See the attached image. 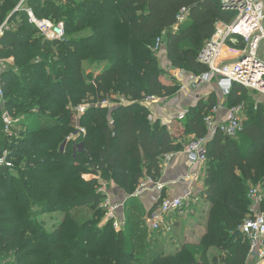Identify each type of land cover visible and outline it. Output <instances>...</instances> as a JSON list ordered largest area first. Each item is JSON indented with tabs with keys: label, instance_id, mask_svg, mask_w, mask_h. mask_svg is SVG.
<instances>
[{
	"label": "trees",
	"instance_id": "obj_1",
	"mask_svg": "<svg viewBox=\"0 0 264 264\" xmlns=\"http://www.w3.org/2000/svg\"><path fill=\"white\" fill-rule=\"evenodd\" d=\"M18 2L0 0V24L6 19L12 24L0 37V58L13 57L1 75L0 154L7 151L18 172L0 166V260L197 264L195 256L204 259L215 248L224 254L213 255L208 264H248L249 242L239 225L250 214V185L264 190V103H254L248 88L233 83L224 98L225 107L248 108L242 131L234 137L218 132L207 144L200 197L209 207L199 242L166 251L149 236L145 211L134 195L143 178H159L162 157L185 144L182 135L149 121L142 104L146 96L168 97L179 87L174 78L162 79L164 69L152 49L156 38L162 37L171 68L205 73L208 66L198 55L216 22H230L233 13L223 10L219 0H29L37 18L64 24L65 38L48 41L24 10L13 12ZM184 7L188 17L174 30ZM117 96L126 103L90 107L81 115L78 124L85 133L75 152V140H66L75 131L69 103ZM216 103L210 93L188 108L180 120L184 140L206 135L204 117ZM3 110L23 118L26 129L17 138L3 132ZM95 172L126 194L125 224L119 231L111 222L97 226L104 216L103 196L95 177L85 176ZM80 207L87 211L80 215ZM46 212L60 213L52 231L38 217Z\"/></svg>",
	"mask_w": 264,
	"mask_h": 264
},
{
	"label": "built area",
	"instance_id": "obj_2",
	"mask_svg": "<svg viewBox=\"0 0 264 264\" xmlns=\"http://www.w3.org/2000/svg\"><path fill=\"white\" fill-rule=\"evenodd\" d=\"M29 0H19L13 12L24 10L28 15V21L35 25L38 34L48 41H62L65 38V28L63 22H54L49 18H37L31 8L27 6ZM42 1H64V0H42ZM221 8L233 13L230 22L217 21L215 31L212 37L206 41L204 47L198 55V60L208 66V71L198 75L191 74L188 78V84L192 85L199 82H211L217 80L221 95L225 98L231 90L233 83L243 85L248 89L255 90L264 94V58L258 55V48L264 41V0H219ZM188 9L181 8L175 18L172 26L177 30L179 26L187 19ZM12 28V24L6 19L0 24V37ZM243 43L242 49H231L228 44L237 47ZM164 47L162 37H158L152 47L153 51L158 54ZM227 49L234 55V59L226 56ZM13 59L0 58V105L4 104V89L1 75L8 67V62ZM182 70V69H179ZM181 72V71H180ZM182 75L181 73H179ZM183 77V76H182ZM156 96H146L142 104L149 110L150 105L157 99ZM108 98L95 102L84 101L73 107L75 121H78L86 109L96 106H107ZM126 103V100L119 102ZM114 105V106H116ZM113 107V106H112ZM221 107L216 103L210 108L204 121L207 128L205 136L192 138L184 145V151L187 155L191 166L203 164L207 156V144L216 133H221L227 137H234L243 129V110L242 104L231 107H225V113L222 118L216 116ZM187 110H182L176 114L177 119L185 117ZM3 132L10 138L19 136L17 124L20 118L14 117L9 111L2 112ZM149 121L154 120V115L149 111L147 116ZM85 133V128L78 123L75 132L71 133L66 140H75ZM173 153L165 154L161 159V164L168 162ZM0 166L13 168L11 160L8 159V152L3 151L0 154ZM156 191L161 192L165 185L150 177L142 179L137 186L134 195L139 196L148 186ZM263 189L250 185L248 198L251 200L250 214L244 218L239 225L240 232L249 242L248 264H264V201ZM98 192L103 196L100 208L104 210V220L111 222L114 230L119 231L125 224L123 202L113 201L108 190L104 185L98 188ZM192 200L191 190L181 197H160L155 201L154 208L144 218L146 228L151 232L162 231L167 235L172 231V216L184 215V200ZM194 200L198 197L194 196Z\"/></svg>",
	"mask_w": 264,
	"mask_h": 264
},
{
	"label": "crops",
	"instance_id": "obj_3",
	"mask_svg": "<svg viewBox=\"0 0 264 264\" xmlns=\"http://www.w3.org/2000/svg\"><path fill=\"white\" fill-rule=\"evenodd\" d=\"M157 56L158 60L161 58L160 66L169 71V73L172 75L171 77L175 79L179 87L177 91L171 96L157 98L150 105L149 111L153 113L154 120H157L160 124L166 126L169 132L175 136L176 134L174 128H176V131H179V135L177 136L182 135V137L179 139L182 141V139L184 140L185 137H183V128L182 130L177 128L179 123L180 125L182 124L181 121L177 119L176 114L182 110H188L189 107L195 105L199 100L206 99L210 93H215L217 97V103H220L221 105H224V98L221 95L217 80H212L211 82L207 83L199 82L189 85L188 78L191 73L185 70H179L178 68L172 69L166 58L165 48H162L160 52H158ZM12 64L13 59L8 62V65ZM163 81L166 82L168 80ZM224 113L225 106L219 109L216 116L218 118H222ZM161 165L162 169L157 180L165 185L164 189L159 192L154 190L150 185L148 188L142 191L139 196H137L145 211L144 218L154 208L155 201L160 197H181L185 195L186 192L191 190V201H195L197 203L200 200H204L200 197V192L203 189L204 179L203 164H200L199 166H191L184 151V146L180 151L173 152L172 158L168 162H164ZM113 190L118 192V197L123 198L114 199L110 196V192L108 191L110 198L116 202H123L126 198V194L118 186ZM194 196H197L198 199L194 200ZM168 242L170 245H173L172 243H174L172 241Z\"/></svg>",
	"mask_w": 264,
	"mask_h": 264
},
{
	"label": "rangeland",
	"instance_id": "obj_4",
	"mask_svg": "<svg viewBox=\"0 0 264 264\" xmlns=\"http://www.w3.org/2000/svg\"><path fill=\"white\" fill-rule=\"evenodd\" d=\"M237 45H238L237 47H234V46L228 44V47H230L231 49H239V50L244 47L243 43H239ZM258 55L260 57L264 58V41L260 44V46L258 48ZM226 56H228L230 58L227 60V62L234 59V57H233L234 55L232 54V52L229 49H227ZM160 61H161V58L159 59V64H160ZM163 69H164V72L162 74V79L163 80H169L170 78H172L171 77L172 75L169 73V71L166 70L165 68H163ZM84 74L87 75V74H90V72L85 69ZM191 74H193V73H191ZM248 93L251 96V99L253 100L254 103H257V102L264 103V94H261L255 90H252V89H248ZM124 100H126V99L123 98L122 96L108 98L107 107L111 108L112 106L118 104L119 102H123ZM223 104H224V102H223ZM68 106H69L70 111L72 113V120H73L72 124L74 126L73 128L75 129L78 121H75V119H74V114H73V107L74 106L71 103H69ZM247 111H248V108H246V106H244L243 120L246 119V112ZM247 115H248V113H247ZM14 117H17V116H14ZM18 117L20 118V123L17 124L16 130H19L18 133L20 135L21 132L25 131L26 126L21 123V120L23 118L20 116H18ZM177 128L182 130L183 125H180V123H179ZM174 131H175L176 136L179 135V131H176V128H174ZM80 139H81V137H77L75 139V142H76L74 144L75 152L77 150L81 149L80 142H79ZM191 140H192V137H187L185 140H183V142L185 144H187ZM63 144L65 145V142H63L60 145L61 151L64 148ZM204 163H203V166H204ZM203 169H204V167H203ZM13 170L14 169H11V171L14 174L18 175V172H15ZM92 175L97 180V183L99 184L98 187H100V185H104L106 187V189L110 192L111 197H113L114 199H122L123 198V197L122 198L118 197V192L113 190L114 188H116L118 186L117 184H115L111 180H106V179L102 178L100 172L90 173V174H87L85 176H92ZM256 187L259 188L260 186L257 185ZM262 191L264 194V190H262ZM208 207H209V203L206 201L204 202V200H200L196 203L195 201H191L189 199H186V200H184V210H185L184 215H173L172 216L173 230L170 233H168L167 235H164L162 231L151 232L148 230L149 231L148 234L151 237H155L157 239V243L159 245L163 246V248L166 251H173V250L176 251L178 249V247L182 244V242L197 243L201 240V238L204 234V231H205V221H206ZM263 207H264V202H263ZM86 211H87L86 208L80 207L77 212H80V215H81V214H84ZM59 214L60 213H58V212H46L44 214H40L38 217L40 218V220L43 221L46 230L52 231L55 227L54 225L58 221H60V215ZM105 223H106V221L104 220V217L102 216V219H100V222H98L97 226L101 227ZM168 241L174 242V243H172L173 245H170V243ZM218 253L224 254V251H220V250H217L215 248L209 249V251L207 253V257H205L203 259V258H200V256L198 255V256H195V261L197 264L211 263V261H210L211 257L215 254H218ZM184 258H189V255L184 256ZM0 264H15L14 258L12 257V258H8L6 260L1 259Z\"/></svg>",
	"mask_w": 264,
	"mask_h": 264
},
{
	"label": "water",
	"instance_id": "obj_5",
	"mask_svg": "<svg viewBox=\"0 0 264 264\" xmlns=\"http://www.w3.org/2000/svg\"><path fill=\"white\" fill-rule=\"evenodd\" d=\"M64 145V144H63ZM80 146L82 147V143H80Z\"/></svg>",
	"mask_w": 264,
	"mask_h": 264
}]
</instances>
